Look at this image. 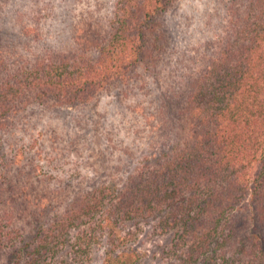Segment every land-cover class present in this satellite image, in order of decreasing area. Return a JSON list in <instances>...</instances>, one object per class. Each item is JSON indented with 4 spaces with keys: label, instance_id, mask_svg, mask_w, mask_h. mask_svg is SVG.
Masks as SVG:
<instances>
[{
    "label": "trees",
    "instance_id": "16d2710c",
    "mask_svg": "<svg viewBox=\"0 0 264 264\" xmlns=\"http://www.w3.org/2000/svg\"><path fill=\"white\" fill-rule=\"evenodd\" d=\"M169 3L116 0L110 32L81 51L18 61L0 50V131L27 106L86 104L157 65ZM231 12L224 48L159 94L160 123L174 129L166 152L145 156L123 186L77 193L49 227L35 224L32 237L0 214V264H52L75 242L92 241L107 247L101 264H142L148 255L126 248L122 235L140 230L146 238L149 221L153 234L167 236L164 264H264V0H239Z\"/></svg>",
    "mask_w": 264,
    "mask_h": 264
},
{
    "label": "rangeland",
    "instance_id": "374dc122",
    "mask_svg": "<svg viewBox=\"0 0 264 264\" xmlns=\"http://www.w3.org/2000/svg\"><path fill=\"white\" fill-rule=\"evenodd\" d=\"M115 3L0 0V50L18 61L81 51L110 32ZM238 5L239 0H171L159 19L166 51L157 65L138 69V79L112 82L86 104H33L19 110L0 131L5 154L0 159V214L10 213L12 226L32 237L35 224L49 227L77 193L105 184L123 186L145 156L166 152L174 129L160 123L159 94L175 88L181 74L195 76L205 69L232 34L231 9ZM182 92H188V84ZM82 222L86 228L88 222ZM152 224L144 226L146 238L135 230L132 237L123 234V242L148 255L142 264H164L159 246L167 236L153 234ZM78 232L71 229L69 236ZM106 249L104 241L75 242L52 264H101Z\"/></svg>",
    "mask_w": 264,
    "mask_h": 264
}]
</instances>
